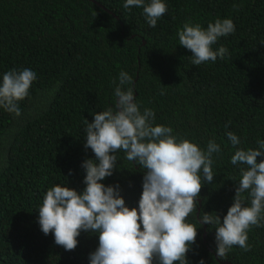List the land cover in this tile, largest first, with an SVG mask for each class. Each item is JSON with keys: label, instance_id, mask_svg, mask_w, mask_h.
Returning <instances> with one entry per match:
<instances>
[{"label": "trees", "instance_id": "1", "mask_svg": "<svg viewBox=\"0 0 264 264\" xmlns=\"http://www.w3.org/2000/svg\"><path fill=\"white\" fill-rule=\"evenodd\" d=\"M96 1L111 13L89 0H0V83L11 70L37 76L20 115L0 107V264H91L98 235L81 232L78 246L66 251L41 231L38 211L50 188L86 187L82 164L95 159L85 148L87 122L115 107L121 72L132 78L123 90L133 88L141 113L155 112L153 126L171 127L205 151L210 141L220 146L214 180L204 182L197 212L186 218L198 230L187 264H264V220L248 230L251 250L233 246L224 260L216 255L215 226L199 223L202 212L227 215L246 167L231 158L264 140V0H163L167 12L154 28L142 7ZM216 19L235 25L212 46L228 52L194 65L178 31L187 22L206 29ZM115 155L116 169L102 183L119 185L126 206L138 208L144 169L122 150Z\"/></svg>", "mask_w": 264, "mask_h": 264}, {"label": "clouds", "instance_id": "2", "mask_svg": "<svg viewBox=\"0 0 264 264\" xmlns=\"http://www.w3.org/2000/svg\"><path fill=\"white\" fill-rule=\"evenodd\" d=\"M142 7L147 23L156 27L167 12L163 0H126L125 9ZM236 7V5H234ZM235 31L231 19H216L204 29L200 24L187 22L178 31L179 45L193 55L192 63L200 65L225 57L228 49L213 45L219 37ZM37 79L30 69L11 70L0 83V107L20 115L19 102L28 95ZM115 83V81H114ZM132 78L121 72L115 87V107L94 114V122H87L85 148H90L95 159L82 164L86 172L82 192L67 186L50 188L39 208L41 231L53 234L55 244L66 251L78 246L81 232L98 235L99 246L90 255L91 264H187V253L196 242L198 230L186 222L197 212V201L204 182L214 180L213 153L220 146L210 141L202 150L188 139L173 135L171 127L156 125L155 112L145 109L141 113L135 102ZM235 147L239 137L228 132ZM259 149H238L231 158L233 165L242 164V178L236 187L233 205L221 219L216 213L202 212L201 225L215 226L216 255L224 260L233 246L250 251L247 243L251 226H261L264 220V140ZM122 150L128 161L144 169L143 191L138 208H129L122 198L119 185L106 186L102 181L113 175L117 166L115 153ZM247 193L250 206L244 203ZM200 264H204L201 260Z\"/></svg>", "mask_w": 264, "mask_h": 264}, {"label": "water", "instance_id": "3", "mask_svg": "<svg viewBox=\"0 0 264 264\" xmlns=\"http://www.w3.org/2000/svg\"><path fill=\"white\" fill-rule=\"evenodd\" d=\"M89 1H91V2H93L95 4H97V5H99L101 8H103L108 13H111L108 9H106L103 5H101L100 3H98L96 0H89ZM113 16H115V15H113Z\"/></svg>", "mask_w": 264, "mask_h": 264}]
</instances>
